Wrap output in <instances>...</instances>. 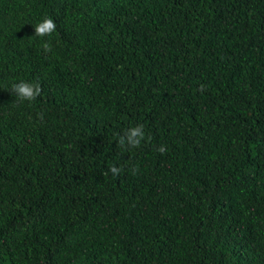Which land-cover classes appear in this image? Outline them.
<instances>
[{
    "label": "trees",
    "instance_id": "trees-1",
    "mask_svg": "<svg viewBox=\"0 0 264 264\" xmlns=\"http://www.w3.org/2000/svg\"><path fill=\"white\" fill-rule=\"evenodd\" d=\"M0 264H264V0H0Z\"/></svg>",
    "mask_w": 264,
    "mask_h": 264
},
{
    "label": "clouds",
    "instance_id": "clouds-1",
    "mask_svg": "<svg viewBox=\"0 0 264 264\" xmlns=\"http://www.w3.org/2000/svg\"><path fill=\"white\" fill-rule=\"evenodd\" d=\"M57 29V25L54 22L53 19L50 17H45L42 19L41 22L37 23V25L34 27L35 35L36 37H46L51 36L53 32H55ZM43 50L45 53H48L51 51V45L48 42L43 43ZM41 86L37 84L27 83V82H21L18 84H13L11 88V92L15 94L16 99L20 102H31L36 100L37 97L41 95ZM40 119H43V116L41 115ZM125 136L127 139H125ZM145 140V133L144 128L142 125H137L127 131H125L124 135L119 136L118 138V146L128 150L132 148H137L141 145V142ZM161 154L165 152V147L161 146L159 149H157ZM122 171L121 168H118L116 166H113L110 168V172L116 176L119 175ZM135 172V170H134Z\"/></svg>",
    "mask_w": 264,
    "mask_h": 264
}]
</instances>
